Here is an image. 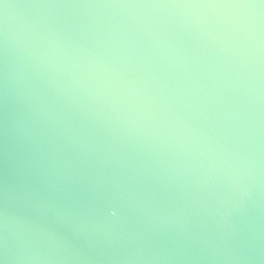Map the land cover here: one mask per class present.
Masks as SVG:
<instances>
[{
	"label": "water",
	"instance_id": "obj_1",
	"mask_svg": "<svg viewBox=\"0 0 264 264\" xmlns=\"http://www.w3.org/2000/svg\"><path fill=\"white\" fill-rule=\"evenodd\" d=\"M0 264H264V5L0 0Z\"/></svg>",
	"mask_w": 264,
	"mask_h": 264
},
{
	"label": "snow or ice",
	"instance_id": "obj_2",
	"mask_svg": "<svg viewBox=\"0 0 264 264\" xmlns=\"http://www.w3.org/2000/svg\"><path fill=\"white\" fill-rule=\"evenodd\" d=\"M259 4L264 5V0H259ZM229 6H232V5H229Z\"/></svg>",
	"mask_w": 264,
	"mask_h": 264
}]
</instances>
